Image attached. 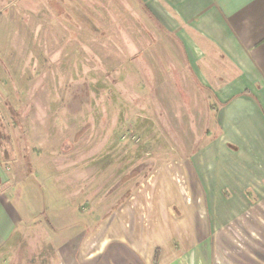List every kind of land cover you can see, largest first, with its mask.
<instances>
[{"label":"rangeland","instance_id":"374dc122","mask_svg":"<svg viewBox=\"0 0 264 264\" xmlns=\"http://www.w3.org/2000/svg\"><path fill=\"white\" fill-rule=\"evenodd\" d=\"M194 76L141 0H0V192L27 223L90 231L206 143L216 102Z\"/></svg>","mask_w":264,"mask_h":264},{"label":"crops","instance_id":"0c3cea01","mask_svg":"<svg viewBox=\"0 0 264 264\" xmlns=\"http://www.w3.org/2000/svg\"><path fill=\"white\" fill-rule=\"evenodd\" d=\"M141 1L210 90L212 133L90 231L27 223L0 192V264H264V0Z\"/></svg>","mask_w":264,"mask_h":264},{"label":"water","instance_id":"95a60500","mask_svg":"<svg viewBox=\"0 0 264 264\" xmlns=\"http://www.w3.org/2000/svg\"><path fill=\"white\" fill-rule=\"evenodd\" d=\"M6 179H7L6 172H5L4 169L1 167V164H0V180H1V181H5Z\"/></svg>","mask_w":264,"mask_h":264},{"label":"trees","instance_id":"16d2710c","mask_svg":"<svg viewBox=\"0 0 264 264\" xmlns=\"http://www.w3.org/2000/svg\"><path fill=\"white\" fill-rule=\"evenodd\" d=\"M10 114H11V115H14V114H16V113L14 112V110H11Z\"/></svg>","mask_w":264,"mask_h":264}]
</instances>
